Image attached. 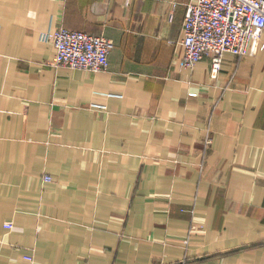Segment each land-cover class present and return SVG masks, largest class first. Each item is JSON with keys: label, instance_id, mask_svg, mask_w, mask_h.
Listing matches in <instances>:
<instances>
[{"label": "crops", "instance_id": "obj_1", "mask_svg": "<svg viewBox=\"0 0 264 264\" xmlns=\"http://www.w3.org/2000/svg\"><path fill=\"white\" fill-rule=\"evenodd\" d=\"M189 1L0 0V264H264V32L185 69Z\"/></svg>", "mask_w": 264, "mask_h": 264}, {"label": "built area", "instance_id": "obj_2", "mask_svg": "<svg viewBox=\"0 0 264 264\" xmlns=\"http://www.w3.org/2000/svg\"><path fill=\"white\" fill-rule=\"evenodd\" d=\"M186 6L183 68L192 69L208 56L211 76L216 79L226 53L246 56L259 49L264 32V0H190ZM42 39L55 47L56 54L49 62L52 66L91 72L109 67L113 44L103 36L62 27L43 33ZM211 143L209 136L206 144ZM51 180L45 177V181ZM28 260L33 261L31 257Z\"/></svg>", "mask_w": 264, "mask_h": 264}]
</instances>
